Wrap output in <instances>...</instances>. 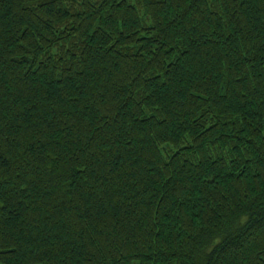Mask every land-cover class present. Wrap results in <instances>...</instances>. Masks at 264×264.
I'll return each instance as SVG.
<instances>
[{"label":"trees","instance_id":"16d2710c","mask_svg":"<svg viewBox=\"0 0 264 264\" xmlns=\"http://www.w3.org/2000/svg\"><path fill=\"white\" fill-rule=\"evenodd\" d=\"M0 264H264V0H0Z\"/></svg>","mask_w":264,"mask_h":264}]
</instances>
